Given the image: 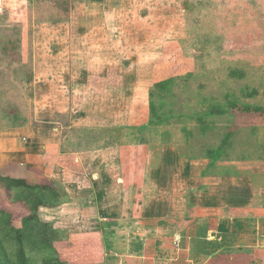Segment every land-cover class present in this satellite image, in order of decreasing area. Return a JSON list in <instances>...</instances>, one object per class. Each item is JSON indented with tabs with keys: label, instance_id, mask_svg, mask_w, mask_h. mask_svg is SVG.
<instances>
[{
	"label": "rangeland",
	"instance_id": "374dc122",
	"mask_svg": "<svg viewBox=\"0 0 264 264\" xmlns=\"http://www.w3.org/2000/svg\"><path fill=\"white\" fill-rule=\"evenodd\" d=\"M99 24L105 35L86 30ZM237 43L245 46L230 49ZM161 63L153 79L174 78L168 88L131 81L130 94L115 103L125 108L115 121L131 118L134 125L76 128L74 139L97 134L98 146H111L112 139L147 143L154 148L153 166L168 143L179 155V173L193 163L196 188L229 173L255 187L264 184V115L233 110L264 109V0H0V127L11 126L17 115L45 126L58 121L66 130L93 122V85L82 96L74 88L86 69L144 73ZM103 115L109 124L112 113ZM4 189L6 208L24 228L32 214L28 195ZM47 211L40 217L59 230L56 249L40 251L26 240L27 253L33 264H69L61 255L67 230Z\"/></svg>",
	"mask_w": 264,
	"mask_h": 264
},
{
	"label": "crops",
	"instance_id": "0c3cea01",
	"mask_svg": "<svg viewBox=\"0 0 264 264\" xmlns=\"http://www.w3.org/2000/svg\"><path fill=\"white\" fill-rule=\"evenodd\" d=\"M99 26L86 30L105 35L106 27ZM162 67L144 73L86 69L74 92L82 96L93 85L90 93L96 98L88 102L96 106L97 119L66 130L58 121L45 126L17 115L11 126L0 127V175L25 179L36 170L63 187L67 197L47 212L67 230L61 255L69 264H264V184L255 187L229 173L196 188L193 182L200 177L194 176L193 163L187 161L179 173V155L168 143L153 166L154 148L147 143L130 146L112 139L111 146H98L97 134L74 139L76 128L134 125L131 118L115 121L125 111L115 103L130 94L131 81L148 88L161 81L153 78ZM107 110L109 124L104 123ZM129 110L134 114L135 107ZM5 194L0 183V211H10ZM170 235L172 255L166 245Z\"/></svg>",
	"mask_w": 264,
	"mask_h": 264
},
{
	"label": "trees",
	"instance_id": "16d2710c",
	"mask_svg": "<svg viewBox=\"0 0 264 264\" xmlns=\"http://www.w3.org/2000/svg\"><path fill=\"white\" fill-rule=\"evenodd\" d=\"M241 45L237 43L234 45L236 47L231 46L230 49L239 50ZM173 79L166 78L161 80L155 83L153 88L158 90L168 88ZM233 110L238 113L264 115V109L256 106L245 108L235 106ZM32 174L33 176L25 179H11L0 175V183L8 191H19L28 195L24 199L28 202L32 212L31 216L24 221V228H21L17 227L18 223L12 219L13 214L11 215L10 211H0V264H33L27 253L26 240H31L29 243L34 248L40 247V251L52 250L53 253L54 249H56L55 243L59 242L56 241L57 239L59 240L57 236L60 234L59 230L52 223L43 221L40 217V212L44 207L48 209L58 207L62 199L67 197V193L61 185L45 179L46 177H43L39 171H32ZM11 241L14 244L12 248H9L8 245ZM57 261L55 260V262ZM55 264L65 263L59 261Z\"/></svg>",
	"mask_w": 264,
	"mask_h": 264
}]
</instances>
